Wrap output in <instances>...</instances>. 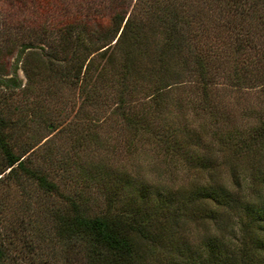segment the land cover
<instances>
[{"label": "trees", "instance_id": "16d2710c", "mask_svg": "<svg viewBox=\"0 0 264 264\" xmlns=\"http://www.w3.org/2000/svg\"><path fill=\"white\" fill-rule=\"evenodd\" d=\"M25 43L0 263L264 264V0H0V56Z\"/></svg>", "mask_w": 264, "mask_h": 264}, {"label": "rangeland", "instance_id": "374dc122", "mask_svg": "<svg viewBox=\"0 0 264 264\" xmlns=\"http://www.w3.org/2000/svg\"><path fill=\"white\" fill-rule=\"evenodd\" d=\"M15 51H16V48L14 46V48L11 50V52L9 54H5V56H3V55L0 56V68H2L4 70V75L3 76H5V77L14 78L9 69H10L12 61L14 59ZM17 71H18V76L24 75V73H23V71H22V69L20 67V62L19 61H18V64H17ZM19 88H21V86L16 87L12 91L13 92V97H12L13 100L19 99V97H20L19 96V94H20ZM1 91L2 90H1V86H0V93H1ZM58 93L61 94L63 101H65V102H63V103H65L64 104V111L68 110V109H71L70 112H72V110L75 109L76 104L78 102V99L76 98L75 90H72L71 88H66V87L63 86L62 88H60ZM259 93H260V91H258L257 89H253V88H251V89H240V90L238 89V90H230L229 92L226 91L224 97H225L226 102L230 105L231 111H233L235 114H237L239 108L255 106V104L257 103L258 98H260V95H258ZM10 102H12L11 104H15L12 100ZM71 104H73V106L70 108ZM13 115L16 116L17 113H15ZM110 133L113 135L115 132L112 131ZM36 136H37V134L34 135V138H36ZM41 142H42V139L39 140L34 145V147L36 148V146H40L39 143H41ZM119 157H125V156L123 154H121V152H120L119 153ZM124 163L127 164L128 162H124ZM137 163L141 167V170H143L144 172H146L145 171V170H147L146 168L150 167V166L149 167L146 166L145 161H143V159L139 160V162H137ZM146 175H147L146 178L149 179V180L150 179H153V180L158 179V178L154 177L153 174H151L150 172L149 173L146 172ZM188 175L186 173L182 172V171H179L176 174V177H177L176 179H177L178 182H180V181L185 182V181H187V176ZM159 178H160L159 180L162 181V182L166 181V179L164 177H159ZM177 181H176V183H177ZM26 189H28V188H26ZM32 193H34V192H32ZM17 196L18 195H16V198H17ZM41 198H43V197H41Z\"/></svg>", "mask_w": 264, "mask_h": 264}, {"label": "water", "instance_id": "95a60500", "mask_svg": "<svg viewBox=\"0 0 264 264\" xmlns=\"http://www.w3.org/2000/svg\"><path fill=\"white\" fill-rule=\"evenodd\" d=\"M30 49H32L30 43L19 44L18 49L16 51V54L14 56V59L9 69L14 78H9V77L0 75V84L24 86L26 74L18 76L17 64H18V60H19L21 52L30 50ZM0 264H4V263H0Z\"/></svg>", "mask_w": 264, "mask_h": 264}]
</instances>
